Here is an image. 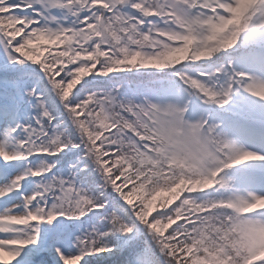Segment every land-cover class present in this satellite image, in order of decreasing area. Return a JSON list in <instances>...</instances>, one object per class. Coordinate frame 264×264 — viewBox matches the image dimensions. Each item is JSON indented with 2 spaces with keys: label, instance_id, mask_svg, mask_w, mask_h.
Returning a JSON list of instances; mask_svg holds the SVG:
<instances>
[{
  "label": "snow or ice",
  "instance_id": "obj_1",
  "mask_svg": "<svg viewBox=\"0 0 264 264\" xmlns=\"http://www.w3.org/2000/svg\"><path fill=\"white\" fill-rule=\"evenodd\" d=\"M242 7L0 0V140L14 145L0 144V264H264V209L237 211L264 197L202 195L264 157L225 162L215 126L190 120L167 89L143 91L144 77H175L204 105L224 108L238 89L264 99V83L219 63L243 33L264 32V0Z\"/></svg>",
  "mask_w": 264,
  "mask_h": 264
},
{
  "label": "rangeland",
  "instance_id": "obj_2",
  "mask_svg": "<svg viewBox=\"0 0 264 264\" xmlns=\"http://www.w3.org/2000/svg\"><path fill=\"white\" fill-rule=\"evenodd\" d=\"M264 17H261L260 13L257 12L256 17H254V23H259ZM248 36L246 33H243L240 41L242 39H250L256 35H263L264 32L257 31L251 32ZM254 39V38H253ZM3 57V53L0 52V58ZM264 54L255 56L254 60L247 62L243 65V68L240 66L235 67L233 70L237 72L238 69H241L244 73L247 74V77L250 78V82L254 83H264ZM170 95L166 97L167 100H170L172 103L177 104L179 107H184L187 99L182 93H179L177 90L170 88ZM243 93L248 94L252 97L251 105L259 110V113H264V99H260L251 95L249 92L244 91L243 89L234 90L231 96H239ZM149 98L153 100H160L162 97L158 95H151ZM189 108V119L192 120H206L204 111L196 107L194 103ZM193 109L195 111H193ZM258 112V111H257ZM260 113V114H261ZM264 115V114H263ZM209 122V121H208ZM210 125L214 126L215 122H209ZM226 143L230 146V151L226 155L225 160L231 162V159H235L239 155L244 154L245 152L252 153L253 155L264 157V127L263 124H258L256 121H250L249 119L243 118L239 124H229L226 125ZM0 144H4V147L7 150H12L14 145L11 143H5L3 140H0ZM3 161H0L2 164ZM239 170V178L233 185H230L228 188L229 195L226 197V201L231 202H252L253 197H264V158L260 160H248L244 161L239 165H235ZM4 203L0 201V211L4 210ZM259 210V209H258ZM20 211V209H17ZM257 219L264 220V214H257ZM8 260V264L16 263V259L13 261L11 258L5 257Z\"/></svg>",
  "mask_w": 264,
  "mask_h": 264
},
{
  "label": "trees",
  "instance_id": "obj_3",
  "mask_svg": "<svg viewBox=\"0 0 264 264\" xmlns=\"http://www.w3.org/2000/svg\"><path fill=\"white\" fill-rule=\"evenodd\" d=\"M248 36L250 33L245 32ZM254 38V39H253ZM250 39H242L240 43L237 45L236 48L229 49L227 52H223L220 54L219 63L221 65L228 64L230 65L231 71H234L233 69L237 66H240L243 68V65H245L247 62L254 59L256 54H264V36L256 35L255 37ZM240 45H244L241 47ZM186 62L185 60H182L181 63ZM235 72V71H234ZM237 73H243L241 69L237 70ZM159 75H163V73H160ZM145 84L143 86V91L146 95L149 97L153 95L152 89H160L164 88L169 90L170 88H173L177 90L179 93H182L183 96H185V99H187L186 104L190 108L192 103L196 105V107L202 109L204 111L206 120L210 123L215 122V130L220 139H222L224 142L226 141V132L229 124L235 123L236 125L240 123V121L245 118L249 119L250 121H256L258 124H263L264 127V113H259L258 109H255L251 105V99L252 97L249 96L246 93H243L239 96H231L230 103L227 104L224 108H219L213 105H204L201 103L198 99L189 97L185 91L183 90L182 86L177 84L175 82V77H172L171 79L161 83H152L150 82L149 77H144ZM159 96V95H158ZM258 111V112H257ZM225 162H227L225 160ZM239 178V170L236 166L232 168H226L218 178L217 187L214 189H207L209 191L206 194H202L203 198L207 201H226V197L229 195L228 188L230 185H233L236 183V181ZM188 193H182L181 198H183L184 195H187ZM167 198V197H165ZM135 203V201H134ZM179 203V200H174L172 205L169 207L175 206V204ZM158 205V202H157ZM163 209H160L157 206V211H160ZM156 213L153 212V215ZM180 221H178L179 223ZM172 227H175L173 225ZM171 230V229H169ZM19 256H17V260H19ZM16 264V263H12ZM77 264H82L81 262H77Z\"/></svg>",
  "mask_w": 264,
  "mask_h": 264
},
{
  "label": "clouds",
  "instance_id": "obj_4",
  "mask_svg": "<svg viewBox=\"0 0 264 264\" xmlns=\"http://www.w3.org/2000/svg\"><path fill=\"white\" fill-rule=\"evenodd\" d=\"M255 3V0H243V7L241 9V14L243 15L244 11L252 4ZM227 36H228V33H224V35L221 37V39H224V40H227ZM230 42V41H228ZM207 53H205L206 55ZM197 187L196 185H189L186 189L184 190H192L193 188ZM200 188H203L204 187V183H201L199 184ZM177 195H179V192L177 193ZM261 210V209H264V200H260L258 202H254L250 205H243L241 207H239L237 209V211L243 215L245 213H249V212H254V211H257V210ZM259 239L261 240L262 244H264V233H260L259 234ZM262 255H264V253H262Z\"/></svg>",
  "mask_w": 264,
  "mask_h": 264
}]
</instances>
